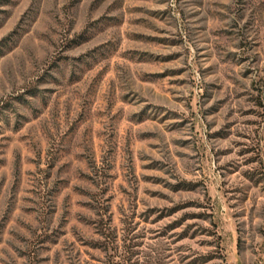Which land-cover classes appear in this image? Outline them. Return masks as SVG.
Returning a JSON list of instances; mask_svg holds the SVG:
<instances>
[{
	"label": "rangeland",
	"instance_id": "rangeland-1",
	"mask_svg": "<svg viewBox=\"0 0 264 264\" xmlns=\"http://www.w3.org/2000/svg\"><path fill=\"white\" fill-rule=\"evenodd\" d=\"M0 264H264V0H0Z\"/></svg>",
	"mask_w": 264,
	"mask_h": 264
}]
</instances>
